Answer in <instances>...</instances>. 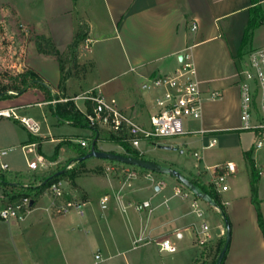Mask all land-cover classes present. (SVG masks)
<instances>
[{"label":"crops","instance_id":"1","mask_svg":"<svg viewBox=\"0 0 264 264\" xmlns=\"http://www.w3.org/2000/svg\"><path fill=\"white\" fill-rule=\"evenodd\" d=\"M260 3L264 9V0H260ZM3 4L14 10L24 28L31 29L38 37L50 38L60 52L72 47L82 27L83 39L74 47L78 53L77 63L91 64V69L84 79L87 86L80 84L82 87L78 92L80 95L74 91L69 93L70 90L66 88L68 93L59 96L57 87L60 81V65L56 62L51 70L52 73L49 71L51 79H47L36 65H31L53 93L60 97L53 103L71 99L82 112H87V100L83 99V95L93 91L116 98L120 106L136 121L149 126L150 117L155 112L152 102L154 96L149 99L152 91L148 88L149 81L158 76L175 73L181 66V56L191 52L204 99L202 116L199 120H190L186 127L190 133L185 135L190 137L185 138L184 142L161 143L176 147V150L159 148L157 145L159 142H154L152 143L154 147L149 152L153 153L154 149L180 151L182 144L188 146L194 143L191 137L194 135L200 138L203 149H208L210 141L214 138L218 144L226 143L232 136L238 137L247 176L229 187L226 191L230 192L229 195L220 194L231 228V241L223 264H264V234L252 202L250 169L244 157L245 152H250L261 172L258 195L264 217V162L262 157L255 155L264 148L257 150L256 143L244 146L243 135L246 131L240 130L241 72L248 64L249 53L262 48L254 46L253 43L258 37V31L261 29L264 31L263 23L254 31L250 41L245 46L242 45L244 32L251 18V0H1L0 15H3ZM194 26L196 29H193ZM240 53L244 55L240 56ZM110 84L113 85L109 86ZM70 87H74V83H71ZM214 91L219 92L220 96L211 99V93ZM29 92L40 94L42 99L35 105L46 107V115L51 113L49 102L38 89L28 90L13 99L0 100V110L29 105L16 104V101ZM152 94L155 95V92L152 91ZM5 103L6 106H3ZM57 125L60 129L64 127V124H59L58 120ZM80 130L73 127L72 132L60 133L49 138L52 142H59L61 146H68L61 143L66 140L79 144L81 140H86L92 135L91 129L90 133L86 134L79 133ZM201 130L207 133L203 135L200 133ZM254 135L257 136L256 133ZM35 137L41 138V142L31 143L29 139L23 145L40 146L46 139ZM3 139L4 141L0 140V149L2 147L5 149V146H15L20 142L16 133L13 139ZM100 150L118 153L114 148L101 147ZM141 151L148 156L147 152ZM39 156L43 157V155ZM52 156L44 157L45 163H48L43 165L46 167V172L39 176L50 173L59 163L68 160H64L59 153L55 160L50 159ZM69 157L77 159L76 153L71 148ZM199 157L203 160L200 154ZM216 165L219 164L207 167L211 170V180V168ZM89 166L86 163L84 165L85 168ZM238 168L237 166V172L231 175L232 177L237 176ZM8 171L11 174L21 175L20 172ZM196 176L202 179L200 174ZM143 178L152 180L156 185L155 193H151L149 197L156 199L161 196L155 206L152 205V211L148 210V213L136 209L138 204L151 201V197L144 195L141 198L139 194L143 188L131 186L135 179L116 185L115 179L101 178L84 170L76 174L72 184L68 180L61 179L66 197L84 203L86 208L85 216L81 217L77 214L78 219L68 216L69 214L62 215L67 225V228L62 230L69 232V234L65 233V245L68 249L65 264H118L116 261L118 256L140 250L142 247H145L143 253L133 255L132 259L128 257L125 260L126 264H198L203 251L215 247L216 244H223L227 231L224 220L222 217L213 216L214 221L210 224L204 218L206 212L199 205L193 192L183 193L180 190L181 193L177 194L176 189H180L179 186L176 185L173 187L174 190H171L165 181L153 178L150 173ZM32 183H34L33 177L28 183L24 182L26 186ZM94 193L100 194L96 203L91 197ZM44 195L50 197V206L46 207L45 211L50 215L51 226L58 232L60 225L57 217L60 215L54 207V198L47 191L39 198ZM104 195H109L111 198L105 210L101 209L99 204L100 198ZM191 195L194 197L191 198ZM3 198L5 197L0 194V208L7 204ZM205 201L220 213L219 208ZM194 202L198 205L197 209L203 212L201 217L193 207ZM36 203L37 201L35 205ZM33 207L24 220L11 222L0 220V264H57L56 261L48 260L49 258L45 262L37 260L33 252L30 254L27 251L30 254L28 257L21 254L25 246L29 251L38 247L39 251L36 230H39L42 221L32 215L35 211ZM203 222L210 226L211 240L200 246L197 231L201 230ZM83 225L87 227L84 230L86 237L90 233L93 234L90 238H86V244L74 236L77 227ZM177 232H182V238H176ZM53 234L55 235V232H51L50 235L54 236ZM165 239L176 244V252L161 251L158 243ZM140 243H144L141 248ZM88 244L96 246L91 259L90 255H87ZM51 254L52 251L49 250L48 255ZM97 254L101 256L99 260L95 258Z\"/></svg>","mask_w":264,"mask_h":264},{"label":"rangeland","instance_id":"2","mask_svg":"<svg viewBox=\"0 0 264 264\" xmlns=\"http://www.w3.org/2000/svg\"><path fill=\"white\" fill-rule=\"evenodd\" d=\"M1 1V0H0ZM16 1V0H13ZM2 7L3 15H0V75L6 74L9 76H16L22 72L33 70L31 65H36L40 71L47 77V79H51L50 77L52 73V69L54 66V63L60 65V81L58 82L59 85L57 87V92L59 96H63L64 93H68L66 91V88L69 89V93L73 92L77 95L79 91H81L80 84L82 86L85 85L84 79L85 76L90 71L91 64H83L79 65L77 63V56L78 53L74 47H70L68 50H65L63 52H60L62 60L59 61L55 57L48 56L47 55H40L38 52V44L39 39L42 38V36H36L31 29L24 28L22 24L18 21L16 17V13L14 10H12L8 5H4ZM1 14V13H0ZM2 16V17H1ZM258 37H256V40L254 41L253 45L257 47H264V31L261 29L258 31ZM44 42V40H43ZM54 45V44H53ZM34 71V70H33ZM50 71V72H49ZM50 76V77H49ZM76 81V83H75ZM87 81V80H86ZM71 83H74V87H70ZM113 84H110L111 86ZM87 86V85H85ZM84 86V87H85ZM88 88V87H87ZM86 88V90H87ZM84 89V88H83ZM153 91V90H152ZM149 95V99L153 97L152 94ZM84 94L83 96H85ZM107 96V95H106ZM40 94H35L34 92H29L28 94L24 95L21 99L16 101V104H29L25 106L24 108L20 109L18 111L20 116H30L34 118L40 125V131L39 133H31L28 131L20 122L14 120V119H3L0 118V140L4 141L5 139H13L14 134L18 136V139L20 142H18L15 146H5L6 150L8 151V154L3 158V162H5L8 166L10 171L13 173L20 172L22 177L21 181L24 183H28L31 181L32 177L34 175H41L44 172H46V167L39 164L37 170H32L29 167V164L33 161L37 162V157L39 155H43V157L46 156H52L55 154L56 151H58L59 154H61L62 158L66 161H63L59 163L52 171H57L65 166L67 161L70 159L72 160L75 157H69L70 155V146L68 143H70L69 140H66L64 143L68 146H61L59 142H52L50 140V136L54 137V135H59L60 133H69L73 131V126L71 124H64V127L60 129V127L57 125V120L51 113L45 114L47 109L46 107H40L38 105H35L36 102L41 100ZM8 104V103H7ZM9 105V104H8ZM6 106V103L3 105ZM82 109H85L82 107ZM189 120L185 121V127L188 126ZM194 122V121H192ZM79 133H90V129L87 128H81ZM51 134V135H50ZM255 133L251 131H246L243 135V141L244 146H251L254 143H256L259 139H264V133L262 136L258 137L254 135ZM40 136L46 138L45 141L42 142L40 146L37 145H28L24 146L23 143L25 141H29L32 137ZM110 132L108 130H100V140L98 141L97 148L100 150L101 147L110 149L114 148L116 152L118 153H124V149L118 144L113 141H110ZM190 137L188 136H179V137H173V138H164L159 139V143L157 145H162L161 143L165 142H184L185 138ZM192 140H194V143L186 145H181L180 151H166L163 149H154V152H149L150 149H153L152 143L154 142H148L143 141L141 142L140 148L141 150L147 152L148 159L152 160L159 165L163 167L172 168L174 170L179 171L184 176L188 177L190 180L197 179V174H200L202 176L203 181L205 184H210L211 181V170L207 167L210 165L215 164H225L228 161H234L237 166L239 167V172L236 177L229 176L227 178V184L228 186L232 187L235 182L241 178H245L247 176L246 171V165L242 158V148L239 147V139L236 136H232L229 138V141L226 143H218L216 147L211 149H203V144L199 141L200 138L196 135L191 136ZM191 140V141H192ZM78 144V143H75ZM60 145V146H59ZM118 145L120 147H118ZM4 147H2L0 150H5ZM72 151L76 153V157L79 158L81 156L78 155V153L71 148ZM182 151V153H181ZM198 152L200 156L203 158V160L198 159L194 154ZM256 156H260L263 158L264 162V149L259 152V154H255ZM98 159L92 158L85 160L84 163L81 165H77V162H74L69 168H74L75 172L74 174L78 172H82L83 170L88 173L95 174L96 176L101 178H110L116 180V185H120V183L127 181L126 176L121 173L122 169L121 166L126 164H116L109 161L101 160L96 161ZM95 162V163H93ZM47 163V162H46ZM88 164L90 165L89 168H85L84 165ZM93 163V164H92ZM48 164V163H47ZM92 164V165H91ZM49 168L50 165H48ZM115 166L116 168H119V171L111 172L108 171V167ZM129 166L133 169H135L133 166ZM84 167V168H82ZM81 168V169H80ZM139 175V178L135 179L131 186L133 188L141 187L143 190L140 192L141 198L144 197V195L148 198L151 193H155L156 191V185L155 182L152 180H147L143 178L144 175L151 174L153 178H156L157 180H163L165 181L169 188L172 190L173 187L176 185L180 187V190L183 191V193H191L192 191L184 185L182 182H180L177 178L169 175V174H158L154 173L148 170L143 169H135ZM103 176V177H102ZM14 177V176H13ZM12 177V178H13ZM14 179V178H13ZM202 179L198 178L197 180L202 181ZM62 180H68L69 177H64ZM34 183L36 181L34 180ZM174 190V189H173ZM222 195L226 196L229 195L230 192L221 191ZM224 192V193H223ZM0 194L3 196V190L0 187ZM99 193H94L91 195L93 201L96 203L99 198ZM193 195H191V198ZM140 198V199H141ZM159 198L161 199V196L154 199L150 198L152 202V205L155 206V203L159 201ZM198 199V203L201 207L205 210L204 218H206L210 224L213 223L214 219L213 216L221 218L224 220V217L222 213H217L209 203H207L204 199H201L196 196ZM4 201H7V198H3ZM50 197L48 195H44L41 198L37 200L36 205L33 207L35 211L32 213V215L36 216L37 219H40L39 221H42L39 230H36L37 232V243L39 246L34 247L29 251L26 246L22 248L21 254L24 257H28L31 252L36 254V259L40 261H56L57 264H65V257L68 254V249L65 245V233L69 234L67 230H62L67 228V225L65 224V218L60 215L57 217L58 219V225L59 231L56 232L50 223V215L47 211H45V208L50 206ZM193 202V199H192ZM224 205V204H223ZM225 207V206H224ZM37 208V209H36ZM1 209V208H0ZM86 209V208H85ZM226 210V208H225ZM77 211L73 210L71 214L68 216H74L77 219L79 216L76 213ZM142 213H148V210L141 211ZM67 216V215H66ZM225 222V220H224ZM86 225L77 227V232L74 234L75 238L77 240H83L85 244L87 243L85 240L86 238H90V235L93 236L92 233L88 237L85 235V229ZM62 231V233H61ZM51 232H55L54 236H51ZM59 233V234H58ZM60 235V236H59ZM62 235V236H61ZM57 237H60L57 239ZM62 237V240H61ZM226 241V238L224 240V243ZM26 243V241H25ZM224 243L216 244L215 247H211V249L207 248L205 250L204 256L199 260L198 264H215V262L218 259V256L222 250V245L224 246ZM144 243H140L139 247L141 248ZM87 247V255H90V259L92 258V252L95 251L96 246L93 244L86 245ZM145 247H142L140 250L131 251L127 254L120 255L117 257L116 261H118V264H126V259L130 257L132 259L133 255H136L138 253H143ZM49 250L52 251L51 256L48 255ZM27 251L30 253H27ZM42 252V254H40ZM46 255V257L44 256Z\"/></svg>","mask_w":264,"mask_h":264},{"label":"built area","instance_id":"3","mask_svg":"<svg viewBox=\"0 0 264 264\" xmlns=\"http://www.w3.org/2000/svg\"><path fill=\"white\" fill-rule=\"evenodd\" d=\"M193 29H196V26ZM241 76L240 130L254 132L260 137L264 133V47L249 53L248 64L241 72ZM149 82L148 88L155 92L152 99L155 112L150 117L149 126H144L136 121L128 111L120 106L116 98L93 91L83 96V99L94 104L92 112L88 114L90 126L99 131L108 130L111 135L126 141L131 148L137 149L141 153L140 144L142 141L158 143L159 139L179 137L190 133L185 127V121L201 118L204 101L192 53L186 52L182 55L181 66L175 73L155 77ZM219 96L220 93L214 91L210 98L215 99ZM22 108L24 107L2 109L0 117L19 121L28 131L37 134L40 131L39 123L30 116H20L18 111ZM200 133L205 135L207 132L201 130ZM79 143L82 147H88L87 140H81ZM216 145L217 140L214 138L207 148H213ZM262 148H264V139H259L256 142V149ZM7 153V150H0V169L2 170H8V165L3 162ZM195 156L200 159L198 153H195ZM39 164H46L44 157L38 156L37 162H31L29 167L32 170H37ZM118 169L115 166L108 167V171L111 172L119 171ZM121 169V173L126 176L127 181L138 177L137 171L129 166L123 165ZM211 169L212 180L210 183L219 193L227 191L229 189L227 178L237 172V165L234 162H227ZM47 192L53 196L54 207L59 215H68L75 210L79 216H85V204L67 198L61 180L53 182ZM176 193L180 194V189H176ZM31 201V198L25 197L18 202L7 203L0 209V220L7 222L24 220L32 208ZM110 201L109 195L102 196L99 201L101 209H107ZM193 207L201 217L203 212L197 209L196 202L193 203ZM136 209L152 211V204L147 200L138 204ZM182 236V232L176 233V238L180 239ZM197 238L200 246H204L211 240L208 223L201 224V230L197 231ZM158 245L161 251L170 253L177 251L176 244L169 239L159 242ZM95 258L99 260L101 256L97 254Z\"/></svg>","mask_w":264,"mask_h":264},{"label":"trees","instance_id":"4","mask_svg":"<svg viewBox=\"0 0 264 264\" xmlns=\"http://www.w3.org/2000/svg\"><path fill=\"white\" fill-rule=\"evenodd\" d=\"M250 14H251V18L245 29L243 36V44H242L243 46H245L246 43L250 41L254 31L264 23V9L260 3V0H251ZM82 30H83L82 27H80L79 30L80 32L77 34L76 39L72 44V47H76L79 41L83 39ZM39 40L40 41L38 44V51L40 53L55 57L59 61L62 60L59 51L53 45L52 40L50 38H46L45 36H42V38H40ZM243 55H244L243 53H240V56ZM31 89H38L43 92L44 99L47 102H49L51 113L53 114V116L57 118L59 124H71L76 127L87 128L92 130V135L86 138L88 142V147H82L80 143L75 144L71 141L70 143H68V145L71 148H73L78 153L79 156L81 157L85 156L90 151L92 143L95 140H97L96 149H98L97 146H98V141L100 140V131L97 128H92L89 124V119H88V114L92 112L94 104H92L90 101H87V105H86L87 112H82L75 104V102L71 99L65 102L53 103L55 100H59L60 97L57 94L53 93L52 89L33 70L22 72L16 76H9L6 74L0 75V100L13 99ZM110 139H111L110 141L118 143L124 149L125 152L121 154L127 156H133L135 158L149 160L148 157L143 153H141L139 150L131 148L126 141L116 138V136L114 135H111ZM30 140L32 141L31 143L41 142V138L39 137H32ZM57 157H58V151H56L55 154L52 157H50V159L55 160L57 159ZM244 157L250 169V187H251L252 202L257 210L258 223L264 234V217L261 211V206H260L261 202L258 195V181L260 178V170L256 166L255 160L252 158V154L250 152H245ZM105 161H109L120 165L123 164L117 161H111V160H105ZM74 162H77L76 164L79 166L85 161L78 162L77 159L74 158L72 160L67 161L65 166L57 171H52L42 176L34 175L33 179L36 181V183H32L31 185H27V186L21 181L22 176L19 173L11 174L8 170L0 169V187L3 190V196L7 198L8 203L18 202L22 198L28 197L31 198V200L34 202L35 205V202L40 197V195L46 192L48 187L53 182L60 181L64 177H69L70 183L71 184L74 183V180L76 178V173L74 174L75 172L74 168H69ZM133 167L135 169H142L137 166H133ZM61 171H65L64 174L55 177V174ZM198 178L199 177H197V179ZM197 179H193L191 180V182L198 187L199 191L204 192L210 200H213L217 204L219 211L222 213L223 217H226V219L230 224L229 217L227 215V212L220 197V193L216 190L215 186L212 183H210L209 185L205 184L204 182H201ZM38 182L39 184H37ZM204 254L205 251H203L201 256L203 257Z\"/></svg>","mask_w":264,"mask_h":264},{"label":"water","instance_id":"5","mask_svg":"<svg viewBox=\"0 0 264 264\" xmlns=\"http://www.w3.org/2000/svg\"><path fill=\"white\" fill-rule=\"evenodd\" d=\"M182 59V56H181ZM96 141L95 140L92 143L91 149L90 151L82 157L77 158L78 162H83L85 160L91 159V158H95V159H99V160H111V161H117V162H121L123 164L126 165H130V166H137L140 167L142 169L154 172V173H158V174H169L175 178H177L180 182H182L184 185H186L197 197L207 200L208 202H210L214 207H217V204L213 201L210 200L207 195L204 192L199 191L198 187L195 186L191 180L189 178H187L186 176H184L183 174H181L179 171L174 170L172 168H166L163 167L161 165H159L158 163L152 161V160H146V159H141V158H135L133 156H127V155H123L120 153H113V152H108V151H103V150H99L96 149ZM159 148H163V149H172L173 147L171 146H165V145H158ZM173 149H177L176 147H174ZM65 171H61L55 174V177H58L62 174H64ZM158 189V188H157ZM34 205V202L31 201V206ZM225 220V225H226V241L224 243V246L218 256V259L216 261V264H223L224 259L226 257L229 245H230V241H231V228H230V224L228 222V220L226 219V217H224Z\"/></svg>","mask_w":264,"mask_h":264}]
</instances>
